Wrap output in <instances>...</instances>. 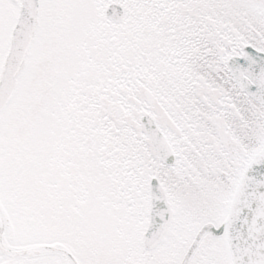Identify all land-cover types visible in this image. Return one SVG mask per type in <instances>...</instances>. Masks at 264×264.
<instances>
[{"label":"snow or ice","instance_id":"6c2138e0","mask_svg":"<svg viewBox=\"0 0 264 264\" xmlns=\"http://www.w3.org/2000/svg\"><path fill=\"white\" fill-rule=\"evenodd\" d=\"M0 264H264V0H0Z\"/></svg>","mask_w":264,"mask_h":264}]
</instances>
